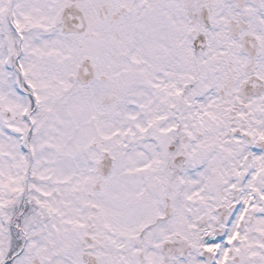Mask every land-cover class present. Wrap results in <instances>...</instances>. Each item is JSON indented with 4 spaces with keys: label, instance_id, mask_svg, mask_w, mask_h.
<instances>
[{
    "label": "snow or ice",
    "instance_id": "1",
    "mask_svg": "<svg viewBox=\"0 0 264 264\" xmlns=\"http://www.w3.org/2000/svg\"><path fill=\"white\" fill-rule=\"evenodd\" d=\"M0 264H264V0H0Z\"/></svg>",
    "mask_w": 264,
    "mask_h": 264
}]
</instances>
